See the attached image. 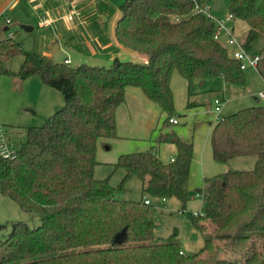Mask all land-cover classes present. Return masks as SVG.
Returning a JSON list of instances; mask_svg holds the SVG:
<instances>
[{"label": "trees", "instance_id": "obj_1", "mask_svg": "<svg viewBox=\"0 0 264 264\" xmlns=\"http://www.w3.org/2000/svg\"><path fill=\"white\" fill-rule=\"evenodd\" d=\"M200 1L124 0L116 38L141 60L71 65L26 51L13 32L0 39V75L38 74L65 98L42 125L25 127L27 139L12 156L0 155L3 193L40 218L36 226L12 223L6 239H0V264H264V105L216 117L210 133L214 158L227 162L256 155V163L205 178L199 190L202 212L191 218L206 238L192 254L182 251L176 232L169 241L156 238L152 199L176 197L186 207L193 142L162 132L158 142L177 147L171 160L156 147L124 152L113 163L125 170L118 186L110 177L94 175L99 143L119 136L117 109L128 87L159 103L170 122L175 71L189 87L216 76L245 83L240 61L215 38L216 22L194 13ZM229 9L234 21L247 24L242 46L259 54L257 69L264 79V0H231ZM17 54L24 61L13 72L7 64ZM132 177L142 183L139 201L118 197Z\"/></svg>", "mask_w": 264, "mask_h": 264}, {"label": "rangeland", "instance_id": "obj_2", "mask_svg": "<svg viewBox=\"0 0 264 264\" xmlns=\"http://www.w3.org/2000/svg\"><path fill=\"white\" fill-rule=\"evenodd\" d=\"M104 11L113 14L120 13V5L124 0H105ZM209 2L215 17L225 18L230 13L229 4L231 0H202ZM108 5V6H107ZM13 16L15 13L6 11ZM6 13L0 14V38H4L15 33V38L20 41L26 51L42 52L44 36L37 23L33 20V29L28 31L17 22L14 17L12 23H7ZM17 15H21V12ZM234 27L223 30L220 36L222 43L227 45L230 33H233L238 40H242L247 31L245 21L237 19ZM8 25L9 30H3V26ZM229 48H234L228 45ZM133 54H139L131 49ZM252 55V54H251ZM134 57V56H132ZM98 58H86L85 63H100ZM132 59V58H130ZM134 59V58H133ZM24 61L23 54H17L8 62V68L17 72ZM82 63V62H79ZM74 60L72 65H77ZM109 65V64H105ZM245 83L238 84L227 82L222 76L208 79H196L189 87L182 75L175 71L172 76L171 86L174 93L173 117L177 118V123L168 121V114L162 110L159 103L150 101L149 108H144L138 113H134L124 124L123 132L127 135L120 145H128L131 149L127 152L149 149L159 145V136L162 132L173 131L183 140L191 141L194 144V158L191 166L190 176V199L184 208L181 201L176 197L167 199H152L156 208L157 227L155 235L158 240L169 241L175 232V240L180 242L182 251L192 254L200 250L206 238L191 218L192 213L202 212L203 195L198 194L199 190L206 186L205 178L218 173L240 169L249 170L254 168L256 155L238 156L227 162H219L213 156L210 133L216 119L214 110V100L223 96V104L220 117L230 115L242 108L253 105H264V98L257 101V95L264 90V79L260 75L257 67L249 65L244 70ZM45 87L40 75H31L26 79H21L14 74L0 75V132L7 140H11L15 148H19L25 143L27 126L42 125L56 109L65 104L63 93L46 85L52 94V98L42 88ZM134 87H128L127 94H132ZM190 92V93H189ZM49 98H48V97ZM190 103V104H189ZM134 117V118H133ZM125 117L123 118L124 121ZM133 123V124H132ZM102 145V141H101ZM100 143L98 148L101 147ZM106 143L103 149V157H98V164L95 166L94 175L98 179L110 177V183L118 186L122 181L125 170L121 167L115 168L113 162L121 153L117 152L118 145L114 143L112 148H108ZM160 153L165 161L171 159L169 149ZM163 153V154H162ZM101 154V153H100ZM116 157V160H110ZM118 197L126 200L139 201L142 198V183L138 177H132L126 184V190L119 192ZM26 221L31 226L40 223L37 214L32 215L24 211L20 204L5 195L0 183V239L5 240L8 236L14 221Z\"/></svg>", "mask_w": 264, "mask_h": 264}, {"label": "crops", "instance_id": "obj_3", "mask_svg": "<svg viewBox=\"0 0 264 264\" xmlns=\"http://www.w3.org/2000/svg\"><path fill=\"white\" fill-rule=\"evenodd\" d=\"M105 3V0H0V14L3 15L8 10L12 11L15 15L11 16L6 13V17H10L12 21H14L15 17L17 22H21V25L28 24L33 26V20L36 18L44 36L43 51L39 53L52 57L56 61L64 62L69 59V63L72 65L74 60L80 64L79 62H85L86 58L93 60L98 58L99 64H111L116 59H144L143 56L133 54L130 52L131 49L118 42L115 27L121 11L119 14H117L118 12L113 14L109 11H104L103 6ZM20 12L21 15H17ZM43 19L47 22L41 25ZM2 29L6 31L10 27L4 25ZM231 49L233 48H229V50ZM44 84L46 87L47 84ZM45 87L42 89L48 94L50 90ZM132 91V94L128 93L125 102L117 109L119 136L109 140H102L103 149H107L104 148L106 143L108 148H112L114 143H116L118 145V153L131 150L128 145H120L121 141L127 136L125 135L126 132H123L124 124L128 118L132 119L131 116L135 112L138 113L144 108H149L151 101L140 88L134 87ZM48 95L52 98V94ZM259 100L260 98L257 95V101ZM160 144H163L161 146L162 152L164 149L170 150L171 159L176 155L177 147L175 143L163 142ZM159 145L156 146V149L163 158ZM101 147L97 149V158L101 155V158L109 159L110 157H103L106 154H102L103 150ZM110 160L114 161L116 157H112Z\"/></svg>", "mask_w": 264, "mask_h": 264}, {"label": "built area", "instance_id": "obj_4", "mask_svg": "<svg viewBox=\"0 0 264 264\" xmlns=\"http://www.w3.org/2000/svg\"><path fill=\"white\" fill-rule=\"evenodd\" d=\"M194 13L205 15L209 19H213L216 24L217 28L215 31V38L220 40L221 33L223 30H229L230 27L228 26L227 23L230 21H234V15L230 12L227 17L225 18H220V17H215V15L212 12V6L209 2L206 1H200L196 2L195 8H194ZM6 21L8 23L12 22V19L10 17H6ZM47 21L42 20L41 25H44ZM221 41V40H220ZM227 45H231L234 47L233 49L229 50L230 55L237 60L240 61L241 67L245 69L247 66L252 65L257 67L259 63L260 56L258 53L250 52L247 49H245L242 46V42L236 38V36L233 33L229 34L228 40H227ZM252 54V55H251ZM65 62L69 63L70 60L67 59ZM258 97L264 98V90L260 91L258 94ZM215 106L214 110L217 113L218 117L222 109V104H223V98L222 97H216L214 100ZM171 123H177L178 120L175 117L170 118ZM16 151V148L14 147L13 143L9 140H7L4 136L3 133L0 132V155L4 157H10L12 156ZM198 194H202L199 192ZM165 199V198H164ZM146 202H150V199H146ZM200 213V212H197Z\"/></svg>", "mask_w": 264, "mask_h": 264}, {"label": "water", "instance_id": "obj_5", "mask_svg": "<svg viewBox=\"0 0 264 264\" xmlns=\"http://www.w3.org/2000/svg\"><path fill=\"white\" fill-rule=\"evenodd\" d=\"M227 25H228V26H233V25H234V21H230V22H228ZM21 26H22L25 30H28V31H30V30L33 29V26L28 25V24H22Z\"/></svg>", "mask_w": 264, "mask_h": 264}]
</instances>
